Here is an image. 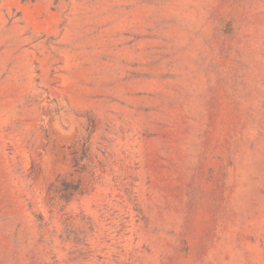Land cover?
I'll list each match as a JSON object with an SVG mask.
<instances>
[{
    "label": "rangeland",
    "instance_id": "1",
    "mask_svg": "<svg viewBox=\"0 0 264 264\" xmlns=\"http://www.w3.org/2000/svg\"><path fill=\"white\" fill-rule=\"evenodd\" d=\"M0 264H264V0H0Z\"/></svg>",
    "mask_w": 264,
    "mask_h": 264
}]
</instances>
